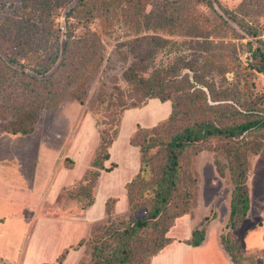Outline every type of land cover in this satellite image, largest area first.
Listing matches in <instances>:
<instances>
[{
  "label": "rangeland",
  "instance_id": "rangeland-1",
  "mask_svg": "<svg viewBox=\"0 0 264 264\" xmlns=\"http://www.w3.org/2000/svg\"><path fill=\"white\" fill-rule=\"evenodd\" d=\"M140 1L142 8L144 5L149 11L153 7L162 9L167 0ZM169 1L175 2L173 6L180 12V16L191 15V19L202 26L204 32L200 35H186L184 30L188 25L180 28L174 26L173 29L178 28L183 32L176 35L170 33L169 26L153 30L144 25L138 35L140 28L134 22L136 0H82L81 3L79 0H62L58 7L59 14L55 17V27L64 31L69 25L75 35L81 37L90 30L97 31L100 43L93 46L91 42L89 46L92 50L97 47L102 59L98 63L94 61L88 65L89 73L95 65L96 69L94 74L87 76L89 82L85 102L67 99L53 109H42L35 130L30 135L13 134L5 130L7 121L14 119V115L10 108L2 107L10 103L6 99L10 90L4 91L7 84L0 89V202H4L0 204H10L9 209L0 210V213L8 215L7 217L25 218V230H29V234L31 229H38L39 232L45 229L46 223L41 225L39 222L33 224L27 221L33 219L37 213L41 215L47 222L48 236L51 237L50 232L53 236L52 242L49 243V255L43 257L48 261L46 264H93L91 252L94 237L104 235L109 226L123 225L122 221H128L131 215L128 204L126 207L128 197L127 190H124L125 185H118L117 195L110 194L112 173L115 172L118 178L132 167H136L140 152L138 147L130 143L131 135L140 126L152 127L164 121L174 102L179 99L181 91L170 89L169 99L151 98L142 107L126 109L122 115L119 133L109 149L110 158L107 165L110 170L101 171L104 175L102 182L100 184L98 178L99 185L97 187L96 182L91 192L87 187L86 178L94 151L99 144L100 128H105L112 122L109 120L116 111L113 107L108 109L110 91L115 85L123 88L127 86L123 78L124 70L130 62L138 60L140 50H152L150 35H160L179 42L159 47L155 56L148 58L151 66H169L181 57L194 65H202L212 57L211 69L208 67L197 71L201 81L205 82L203 85H209L200 86L205 91L210 105L229 102L242 110L251 105L264 108V69H259L260 53L264 54V0H210L211 5L205 0ZM6 5L0 2V28L7 16L13 19V23H20L15 16L20 12L18 0H9ZM75 6L76 9H81V15H78V11L68 14ZM252 32H255L254 35ZM13 34L0 29V55H4L3 48L8 46L10 50L16 49L17 41ZM145 35L148 36L142 42L140 39ZM41 48L38 52L31 50L30 53L32 56H44V50L48 53L52 48L50 36ZM217 50L224 52L225 58L212 56ZM39 58L35 57L31 61L21 59L24 67L20 69H26L31 74V63L34 64ZM189 72L193 74V70ZM47 82L46 85L51 81ZM15 83L23 91L31 87L38 90V86L44 84L33 82L27 75L17 78ZM15 83L13 82L14 85ZM234 86L240 92L244 105H239L235 101L237 97L230 92L227 99H218L221 91L230 90ZM218 94L219 96H216ZM197 102L201 105V110L211 108L202 105L200 100ZM104 115H109L106 123ZM217 144L216 140L209 139L186 149L182 164L184 170L196 180L191 185L194 197L190 199L191 209L188 212L173 217L167 234L174 239H182L190 235L192 228L202 227L206 231L209 229L213 234L208 246L213 248L214 245L217 247L220 244L223 248L220 241L222 235L239 244L240 250L236 251L238 262H233L223 248L225 256L233 264H264V155L254 154L249 157L247 183L251 207L247 218L232 230L227 227V223L234 182L228 168L223 176L216 168L217 157L222 161L226 160L216 151ZM70 158L74 162L72 169H76L72 171L71 177H67L64 168H68L66 164L70 163ZM78 177L80 179L77 183L65 184L60 188L62 184ZM8 188L13 191H8ZM135 189L149 193L152 189L151 180L135 182ZM91 199L93 203L86 205ZM107 199L111 206L109 214L106 205L104 208ZM116 199L120 201L117 205ZM21 201H25L23 206ZM103 209L105 212L101 215ZM145 209L139 208L132 215L143 216ZM174 212L172 205L168 216H173ZM68 243L69 246L66 245ZM67 246L70 248L66 249L62 259L60 255ZM173 254L172 252L171 255ZM151 258L147 264H160L162 261L160 257L154 260ZM220 259H217L220 260L219 264H224L222 256ZM174 263L206 264L204 256L198 258L196 253L187 256L186 252L178 253Z\"/></svg>",
  "mask_w": 264,
  "mask_h": 264
},
{
  "label": "trees",
  "instance_id": "trees-1",
  "mask_svg": "<svg viewBox=\"0 0 264 264\" xmlns=\"http://www.w3.org/2000/svg\"><path fill=\"white\" fill-rule=\"evenodd\" d=\"M61 1L18 0L20 12L15 16L20 23H13V19L9 16L5 17L2 22L0 29L14 33L13 36L17 41L16 49H11V51L8 46L3 48L4 55H0V89L7 84L4 91L10 90L6 98L10 103L2 107L10 108L14 115V119L7 121L5 130L13 134L32 133L42 109H53L67 99L84 103L89 82L87 76L94 74V69H96L95 65L89 73L88 65L94 61L98 63L102 59L99 49L93 47L92 50L89 46L91 42L93 46H98V42L100 43L97 31L90 30L88 34L81 37L75 35L69 25L64 31L55 27L57 26L55 17L59 14L58 7ZM79 1L82 2V0ZM205 1L211 5L210 0ZM0 2L6 5L9 0H0ZM174 4L175 2L167 0L163 3L162 9L153 7L148 11L146 6L143 5L142 8L140 0H136L137 9L134 22L140 28V31L137 30L138 35L144 25H148L153 30L169 26L170 33L176 35L183 33L178 28L188 25V28L184 30L186 35L202 34L204 32L202 26L195 23L189 14H187L189 17L180 16ZM80 10L75 6L72 11L71 9L68 11V14L78 11V15H81ZM174 26L179 27L173 29ZM254 33L252 32L253 35ZM45 36L46 38H43ZM49 36L52 39V48L49 52L44 50V56L40 54L32 56L30 51L41 50L44 43L48 42ZM146 36L148 35L140 40L143 42ZM149 40L153 46L152 50H146V48L140 50L138 60L130 62L124 70L123 78L127 86L123 88L115 85L110 91L108 109L113 107L116 111L109 120L112 122L107 127L100 128L99 144L86 178L90 192L96 185L101 170H110V167L105 165V161L110 158L109 149L119 133L124 111L129 108L142 107L151 98L169 99L171 93L168 90L170 89L181 91V94L164 121L152 127L140 126L131 135L130 143L138 147L140 152L139 170L126 184L127 204L131 215L128 221H122L123 225L109 226L104 235L94 237L91 252L93 264H147L149 258L172 241L167 234L172 219L191 209L190 199L194 197L191 185L196 181L184 170L182 157L188 147L201 141L209 139L217 141L215 149L226 160L222 161L217 157L215 159L216 168L222 176L228 168L234 182L227 227L234 230L240 226L247 218L251 207L247 183L249 157L254 154L264 155V108H255L251 105L242 110L229 102L210 105L201 87L209 85H203L205 82L201 81L197 71L208 67L211 69L212 57L202 65H194L181 57L169 66H156V64L151 66L148 58L154 57L159 47L169 43L179 44V42L153 34L149 36ZM260 54L259 69L263 70L264 54ZM45 56L47 58H44ZM212 56L225 58L224 52L220 50ZM35 57L40 58L34 64L31 63V74L26 69H20L24 67L21 59L31 61ZM190 70H193V74L189 72ZM22 75H27L33 82L39 81L44 84L38 86V90L31 87L23 91L15 83L17 78H22ZM47 81L51 82L46 85ZM228 92L237 97V100H234L239 105H244L241 102L240 92L235 86L230 90L221 91V96L219 94L216 96L220 97L218 99L225 100L230 95ZM198 100L202 105L211 108L201 110ZM104 116L106 123L109 115ZM70 160V163L66 164L67 167L73 166L74 162L71 158ZM146 179L151 180L152 184L149 193L135 189V182L139 180L142 182ZM137 197L143 199L139 200ZM92 203L93 199L89 200L86 205L89 206ZM105 204L109 214L111 206L108 199ZM172 205L175 209L174 215L168 216ZM139 208H146L143 216L132 215ZM205 233V228H195L187 242L198 246L205 239ZM220 238L231 260L238 262L236 251L240 250L239 244L234 240H228L223 235ZM65 252L66 249L60 255L62 259L65 257Z\"/></svg>",
  "mask_w": 264,
  "mask_h": 264
},
{
  "label": "crops",
  "instance_id": "crops-1",
  "mask_svg": "<svg viewBox=\"0 0 264 264\" xmlns=\"http://www.w3.org/2000/svg\"><path fill=\"white\" fill-rule=\"evenodd\" d=\"M30 134H25V135H30ZM105 165L109 167L107 165V160L105 161ZM139 166H140V161H138L137 159L136 167L135 166L132 167L129 171L125 172L123 175L118 176V178H117V175H115V172L112 173L113 181L111 182L110 194L117 195L116 192L119 190L116 191V189L118 185H121V184L125 185L124 190H126L125 188H126L127 182H129L132 179V177L137 173V171L139 170ZM64 169H65L67 177L68 176L71 177L72 171H74L76 167L74 169H72V167H68V168L65 167ZM79 177L62 184L60 188H62V186L65 184L70 185L75 182L77 183L80 179ZM103 177L104 175L100 173L98 177L100 179V180L98 179L100 184L102 182ZM54 179H56V177ZM99 182H97L98 183L96 185L97 187L99 185ZM8 191H13V190H10L8 188ZM18 199H20V197ZM21 202H22L21 205L23 206V202L25 201H21ZM118 203H120L119 200L117 201L116 205ZM6 204L10 205L9 203H6ZM8 205L2 206L0 204V210L9 209ZM105 205L106 204H104V208H105ZM104 212H105V209H103V212L100 214L103 215ZM4 215L5 214L0 213V264H46L48 261L43 259V257H46L49 255V251H48L49 243H51L53 240L52 238L53 236L51 232H50L51 237L48 236L49 233L47 231V222H45L41 218V215L37 213L36 215L33 216V219L27 220V221L30 223L33 222V224L39 222V224L41 223V225L46 223L45 229L42 232H39L38 229L37 230L31 229L30 230L31 233L29 234V230L27 231L25 230V227H26L25 226L26 224L24 221L25 218L23 219L21 218V216L17 218L16 217L13 218L11 216L7 217L8 215L7 216H4ZM193 229L194 228H192L190 235L192 234ZM212 234H213L212 231L208 229L206 231V237L203 243L198 246H194L187 242L188 239L190 238V235L182 239H178V238L174 239V237L170 235V237H172V241L169 244H167L162 250H160L157 254L153 255L151 260H154L160 257L162 260L161 262H159L160 264L164 262L166 264H179V263H174L176 256L180 252L182 253L186 252L187 256H192L195 253L197 254L198 258L204 256L206 264H219L221 260L220 256L223 257L224 264H233V262L229 260L227 256H225L226 252L223 250L221 246H219L220 244L217 245V247L214 245L213 248L211 246H208ZM66 245L69 246L70 244L68 243ZM68 246L65 247L64 249L70 248ZM61 249L62 247H60L59 250ZM64 249L62 251H64ZM53 252L51 254H53ZM172 252L174 253L173 255H171ZM70 255H68V257ZM217 259H220V260L217 261Z\"/></svg>",
  "mask_w": 264,
  "mask_h": 264
}]
</instances>
